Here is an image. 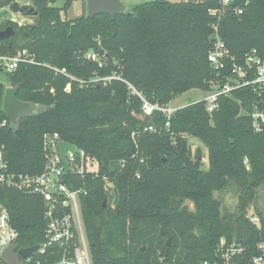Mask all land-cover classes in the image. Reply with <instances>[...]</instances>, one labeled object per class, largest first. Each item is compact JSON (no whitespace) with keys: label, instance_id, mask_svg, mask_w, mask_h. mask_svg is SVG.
Instances as JSON below:
<instances>
[{"label":"trees","instance_id":"1","mask_svg":"<svg viewBox=\"0 0 264 264\" xmlns=\"http://www.w3.org/2000/svg\"><path fill=\"white\" fill-rule=\"evenodd\" d=\"M16 1L23 0H0V10L12 9ZM75 1L58 6L55 0H26L33 22L0 20V30H15L0 39V50L15 54L22 35L29 40L24 48L38 62L4 72L17 97L36 106L17 124L8 121L0 128L9 168L42 173L46 134L57 133L83 150V167L78 156L65 180L82 190L93 264H223L222 240L242 247L233 264H251L264 244V210L258 204L264 122L261 130L253 125L255 107L264 111V89L240 86L220 95L212 113L200 99L178 107L168 119L158 110L144 115L142 99L131 94L127 82L152 103L169 104L191 90L207 94L234 80L233 63L244 64L251 49L264 59V0L245 6L150 0L114 18L89 17L87 10L72 18ZM215 25L234 56L218 77L208 60ZM91 50L101 55L102 66L84 57ZM53 67L66 68L69 75ZM96 76L100 79L93 81ZM5 89L0 81V121L8 119L2 110ZM149 126L155 130L145 131ZM194 139L208 149L207 166L199 147L194 153ZM231 189L237 200L233 209L223 197ZM0 201L20 247L44 241L42 196L0 187Z\"/></svg>","mask_w":264,"mask_h":264},{"label":"built area","instance_id":"2","mask_svg":"<svg viewBox=\"0 0 264 264\" xmlns=\"http://www.w3.org/2000/svg\"><path fill=\"white\" fill-rule=\"evenodd\" d=\"M225 3H232V0H223ZM212 14L216 11L212 10ZM14 21L17 19H13ZM18 22V21H17ZM85 58L98 62L102 66L101 55L96 51H88ZM234 60L226 44L218 34L217 25L214 26V42L212 49L208 53V60L213 68L219 72L226 67V60ZM21 63H38L34 55L27 48H19L15 54H5L0 50V71H14ZM55 71L69 75L66 68H55ZM232 73L234 80L227 79L221 86H217L209 91L204 99L207 103L208 112L212 113L217 108L218 97L227 94L235 88L249 84L256 85L261 91L264 89V59L259 56L256 49H251L245 56V63H233ZM251 73L254 78H249ZM100 78L94 77L93 81ZM105 79H111L106 77ZM214 84V80L210 81ZM83 83V81H81ZM131 94H136L142 99V111L146 116L152 115L155 111H162L168 117L174 114L177 106L172 103L160 104L152 103L132 84L128 83ZM70 84L67 85V90ZM253 125L255 130H261L264 122V111L255 107L253 113ZM10 121L5 119L0 121V128ZM169 125V121L166 123ZM155 130L154 126L145 128V131ZM62 140L57 133L45 135V146L47 148V163L45 169L40 174H26L14 172L9 168L5 157L4 145L0 142V187L14 189L23 193L36 194L42 196L45 202L46 225L44 230V241L38 245L36 250L26 257L20 255L22 264H93L85 235L82 221L79 196L81 189H72L65 180L66 173L72 168L76 158L79 156L83 167L84 152L77 147V154L68 152L70 169L67 171L59 153V143ZM253 221H257L256 216H252ZM18 232L11 223V217L5 203L0 201V264H13L6 257V250L13 244L16 245L15 253L25 249L18 245ZM262 254L255 256L251 264H264V244H260ZM219 249L223 264H233L232 257L242 251V247L236 243L227 245L222 240ZM174 264V263H170ZM203 264H210L205 262Z\"/></svg>","mask_w":264,"mask_h":264},{"label":"water","instance_id":"3","mask_svg":"<svg viewBox=\"0 0 264 264\" xmlns=\"http://www.w3.org/2000/svg\"><path fill=\"white\" fill-rule=\"evenodd\" d=\"M247 1L248 0H232V4L235 6H245L247 4ZM12 10L14 12L29 14L33 11V8H29L28 4H20V2L16 1L12 5ZM124 12L125 8L121 0H87V14L89 17H93L99 14H108L114 18L119 14H123ZM13 35H15V30L11 26L0 30V39H5ZM28 42V39L20 35L17 39V46L19 48H23ZM17 91V87L8 86L6 87L4 92L2 110L12 124H17L18 120L21 117L32 114L36 109L35 105L20 100L17 97ZM58 147L61 159L65 165L66 170L68 171L70 169L68 152L71 151L73 154H77L76 146L69 142L61 141ZM104 205H106V201H104ZM167 243L169 244L170 240H168ZM37 247L38 245H34L19 250L18 253H15L16 245L13 244L6 250V257L13 264H22V262L20 261V255L24 257L31 255Z\"/></svg>","mask_w":264,"mask_h":264},{"label":"rangeland","instance_id":"4","mask_svg":"<svg viewBox=\"0 0 264 264\" xmlns=\"http://www.w3.org/2000/svg\"><path fill=\"white\" fill-rule=\"evenodd\" d=\"M64 1L65 0H55V5L60 6L64 3ZM146 1H150V0H121V2L124 5L125 11H130L136 5L143 3V2H146ZM170 1L177 2V1H183V0H170ZM22 3H26V0H23L22 2H20V4H22ZM85 10H87V0H77L73 3L72 7L70 8L69 16L72 18L80 16L83 13V11H85ZM11 16L16 17L17 20H15V21H18L20 24L31 23L34 20V18L32 16H29L26 13L13 12V10L10 7L5 9V11L3 9L0 10V20L12 19V18H10ZM0 81L3 84H5L6 87H8L9 84H8L6 74L2 71H0ZM205 95L206 94L200 90H191L188 93H185V94L179 96L178 98L174 99L171 103L174 106L180 107V106H184L186 104H189V102H194V101L200 100V99L204 98ZM193 143H194V153H195V150L199 147L202 151V159L204 162V166H207V164H208V149H207V147L204 146L197 139H194ZM234 193L235 192L231 189V190H228L227 193L223 194V197L225 200V205L230 209H233V207L235 206L236 201H237ZM258 204L264 210V188L261 191V198L259 199ZM249 215L250 216L253 215V209H252V211H250Z\"/></svg>","mask_w":264,"mask_h":264},{"label":"crops","instance_id":"5","mask_svg":"<svg viewBox=\"0 0 264 264\" xmlns=\"http://www.w3.org/2000/svg\"><path fill=\"white\" fill-rule=\"evenodd\" d=\"M14 12V11H13ZM14 15V14H13ZM10 18H12V19H17L16 17H14V16H11Z\"/></svg>","mask_w":264,"mask_h":264}]
</instances>
